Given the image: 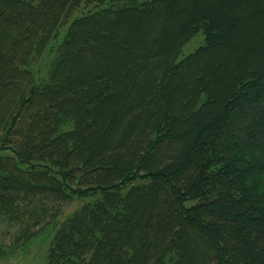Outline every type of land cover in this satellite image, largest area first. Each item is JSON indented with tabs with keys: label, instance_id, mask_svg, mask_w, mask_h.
<instances>
[{
	"label": "trees",
	"instance_id": "16d2710c",
	"mask_svg": "<svg viewBox=\"0 0 264 264\" xmlns=\"http://www.w3.org/2000/svg\"><path fill=\"white\" fill-rule=\"evenodd\" d=\"M35 199H88L48 264H264V0H0L18 243L50 224Z\"/></svg>",
	"mask_w": 264,
	"mask_h": 264
},
{
	"label": "rangeland",
	"instance_id": "374dc122",
	"mask_svg": "<svg viewBox=\"0 0 264 264\" xmlns=\"http://www.w3.org/2000/svg\"><path fill=\"white\" fill-rule=\"evenodd\" d=\"M65 32L66 27H63L60 30L58 39L50 43L43 59L34 68L37 76L40 77V82L47 79L49 66L57 56L58 46L64 38ZM202 44L203 37L199 34L184 47L181 58L193 53ZM87 201L88 199L82 201L76 200L71 204H59L52 201H39L35 199L34 210L46 207V210H48L47 215L41 216H47L45 222H50V224L26 241L24 240L19 243L16 242V239L20 226L0 219V264H48V251L57 230L56 226L59 227L61 223ZM55 213H57L56 217L54 216Z\"/></svg>",
	"mask_w": 264,
	"mask_h": 264
}]
</instances>
